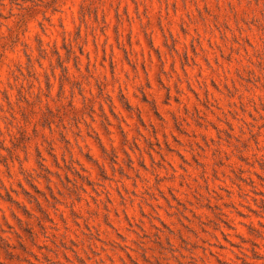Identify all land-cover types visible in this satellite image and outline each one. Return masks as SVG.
Here are the masks:
<instances>
[{"label":"rangeland","instance_id":"374dc122","mask_svg":"<svg viewBox=\"0 0 264 264\" xmlns=\"http://www.w3.org/2000/svg\"><path fill=\"white\" fill-rule=\"evenodd\" d=\"M0 264H264V0H0Z\"/></svg>","mask_w":264,"mask_h":264}]
</instances>
